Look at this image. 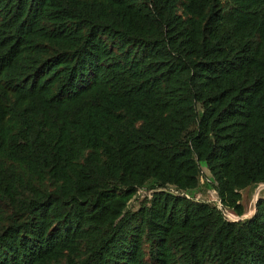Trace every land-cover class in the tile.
<instances>
[{
  "label": "trees",
  "instance_id": "16d2710c",
  "mask_svg": "<svg viewBox=\"0 0 264 264\" xmlns=\"http://www.w3.org/2000/svg\"><path fill=\"white\" fill-rule=\"evenodd\" d=\"M260 184L264 0H0V264H264Z\"/></svg>",
  "mask_w": 264,
  "mask_h": 264
},
{
  "label": "rangeland",
  "instance_id": "374dc122",
  "mask_svg": "<svg viewBox=\"0 0 264 264\" xmlns=\"http://www.w3.org/2000/svg\"><path fill=\"white\" fill-rule=\"evenodd\" d=\"M206 177H210V173L207 169L203 170ZM203 182V181H202ZM151 191L148 190H140L137 197L133 200V202L130 204V208L133 210H137L141 204V202L145 198H151L152 196ZM191 196H195L197 199H200V201L209 202L218 204L219 208H221V205L219 204V200L217 197V193L212 189H206L205 186H202V189L196 192H190ZM243 195V204L246 208V214L239 218L235 216L234 214H231L230 212L225 211V216L230 221H237V220H246L251 218L252 216L249 214H253V211L255 212V204L259 199H264V186H255L252 188L247 189L246 191L242 192ZM259 198V199H258ZM249 215V216H248Z\"/></svg>",
  "mask_w": 264,
  "mask_h": 264
},
{
  "label": "water",
  "instance_id": "95a60500",
  "mask_svg": "<svg viewBox=\"0 0 264 264\" xmlns=\"http://www.w3.org/2000/svg\"><path fill=\"white\" fill-rule=\"evenodd\" d=\"M259 186H264V184H260V185H258V187H259ZM259 200H260V199H259ZM259 200H258V201H259ZM258 201H257V202H258ZM257 202H256V204H255V212H256V205H257ZM255 212H254V214H255ZM254 214H253V215H254ZM241 220H243V219H241ZM241 220H237V221H233V222H238V221H241Z\"/></svg>",
  "mask_w": 264,
  "mask_h": 264
},
{
  "label": "bare ground",
  "instance_id": "6f19581e",
  "mask_svg": "<svg viewBox=\"0 0 264 264\" xmlns=\"http://www.w3.org/2000/svg\"><path fill=\"white\" fill-rule=\"evenodd\" d=\"M258 199H259V198H258ZM249 215H251V216H252L253 214H249ZM249 215H248V216H249Z\"/></svg>",
  "mask_w": 264,
  "mask_h": 264
}]
</instances>
